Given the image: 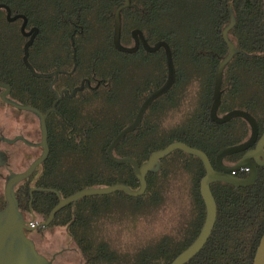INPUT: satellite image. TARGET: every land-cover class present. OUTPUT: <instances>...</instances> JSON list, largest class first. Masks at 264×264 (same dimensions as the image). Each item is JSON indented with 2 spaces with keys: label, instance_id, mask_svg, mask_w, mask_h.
Wrapping results in <instances>:
<instances>
[{
  "label": "trees",
  "instance_id": "16d2710c",
  "mask_svg": "<svg viewBox=\"0 0 264 264\" xmlns=\"http://www.w3.org/2000/svg\"><path fill=\"white\" fill-rule=\"evenodd\" d=\"M121 1L0 0V3L9 5L13 12L24 13L28 24L38 29L37 35H45V43L50 41L49 37L52 35L57 36L62 44L69 42L72 36L77 49L78 67L82 66L81 61L84 59L82 51L85 46L82 43L87 40L90 32L97 31L98 26H105L104 35L107 37L108 46L120 59L140 56L143 57L142 62L146 63L151 56L156 57L154 63L158 78L145 76L147 78L143 85H139V96L130 105V116L125 121H117V115L111 119L90 116L87 127L77 131L74 143L62 136L61 166L67 168L63 164L64 156L72 154L75 149L82 151L78 153V158L75 156L76 159L73 160L79 162L83 158L79 163L89 165L77 167L80 171L89 169L86 175H81L80 171H60L59 179L43 183L45 187L57 189L62 196L90 185L123 182L131 187L138 186L131 164L112 161L105 148L115 134L134 117L138 101H142L148 92L163 83L167 69L162 47L146 51L140 46L134 52H121L114 47V9ZM130 4L121 10L120 40L124 45H129L131 31L139 28L150 44L160 39L167 41L175 65V80L167 92L150 103L138 127L126 133L115 145L114 150L119 156L129 155L142 162L153 150L170 141L180 140L205 151L214 165L218 149L247 138L250 129L243 118L232 117L217 123L211 120L209 114L216 67L227 51L222 31L231 21L227 35L239 51L233 54L223 70L218 113L223 114L236 107L246 109L256 118L259 133L262 131L264 0H130ZM23 41L24 36L18 23L7 20L4 10L0 9V79L12 84L15 82L12 72H20L18 69L23 67ZM37 43L36 36L29 45L30 57ZM104 50L106 52L105 48L94 46L90 54L86 55L90 58L89 69L93 68L99 76H104L112 69L110 66L101 69L106 58ZM123 64L126 65L125 62ZM118 66L116 64L115 72H119ZM133 69H136L135 66ZM117 76L116 85L123 81L119 74ZM132 78L133 73L128 80L131 81ZM109 97L110 101L116 97L114 90L110 91ZM133 97H137L134 92L130 98ZM181 102L188 105L190 115H186V120L163 133L164 127L151 120V113L171 105L176 107ZM62 113L67 117L65 112ZM235 128L241 129L240 134L231 138L230 133ZM105 129L107 132L103 134ZM92 149H98L97 154L101 161H91ZM169 154H172L173 159L189 174L187 192L190 210L179 229V236L162 234L152 243L139 247L133 255L120 253L100 235L99 229L88 228L90 223L94 222L89 216L87 206L78 212L76 209L66 210L65 205L56 211L50 223L67 226L68 234L76 242L82 255V264H169L172 258L194 239L205 216V205L199 192V181L204 174V167L200 159L193 154L179 149ZM240 156L241 152H233L226 155L225 160L234 163ZM164 158L165 156L160 159V167L157 170L147 172V186L142 194L134 196L122 190L113 191L105 194L106 207L110 206L111 196L114 194L119 199L131 200L130 210L134 212L143 209L145 205L154 206L160 202L163 196L158 179L165 171ZM66 160L72 161L70 158ZM257 169L258 177L249 185L234 186L224 181L210 183L216 201V219L202 248L183 264H252L264 231V163L257 164ZM235 173L239 176L246 174L241 170ZM81 181L85 183L81 184ZM42 192L40 194L44 196V207L37 211L45 217L58 197L52 191ZM85 198L84 196L83 199ZM97 206L95 203L90 206L93 216L98 215Z\"/></svg>",
  "mask_w": 264,
  "mask_h": 264
},
{
  "label": "flooded vegetation",
  "instance_id": "af4514ba",
  "mask_svg": "<svg viewBox=\"0 0 264 264\" xmlns=\"http://www.w3.org/2000/svg\"><path fill=\"white\" fill-rule=\"evenodd\" d=\"M0 9L4 10L7 20L18 23L19 30L24 36L21 53L23 67L18 69L20 72H12L15 82L12 84L0 79V211L6 206L5 183L8 177L12 173H21L27 170L44 153L45 138L41 130L40 117L41 114L46 113L47 155L37 162L25 177L13 185L18 210L25 225L23 232L34 242L29 233L47 225L41 224V222L48 214L44 217L38 214L37 211L44 207V196L40 193L48 190L56 194V191H58L53 187H45L43 183L60 178L61 149H63L61 146L62 136L74 143L77 131L86 128L88 125L89 118H85L81 114L78 118V108L74 104L75 96L85 92L93 98L97 95L96 91L102 88L104 89L102 93L110 98V91L114 90L117 84L115 80L118 77L117 74L120 75V71L115 72V69L112 68L104 76H99L93 68L89 69L90 58L88 59L87 56H84L83 61H81V70L78 71L77 49L72 36L69 42L65 41L62 44L57 36L52 35L49 37L50 41L45 43V35H37L38 29L36 26L28 24L24 13L13 12L9 5L4 3H0ZM21 26H23V30H21ZM36 36L38 43L30 57L29 45ZM130 40L127 46L135 44L132 31ZM27 42L25 59V45ZM140 46L142 44L139 40L138 48ZM125 81L129 83L130 87L128 102L133 104L139 96L140 83L138 78H132L130 81L126 76L121 84ZM133 92L137 97L130 98ZM84 101H87V99ZM140 103L139 100L138 107ZM62 111L67 114V117ZM253 146L254 144L250 147ZM113 152L118 155L114 149ZM240 152L242 154L244 151ZM223 160L226 164H232L226 161L225 157ZM36 216L41 219H35ZM31 220L34 221L33 224L29 223ZM26 225L32 226V228H27ZM33 246L39 256L54 264L59 250L49 254L46 251L39 250L35 242ZM31 259L37 260L38 258L31 254Z\"/></svg>",
  "mask_w": 264,
  "mask_h": 264
},
{
  "label": "water",
  "instance_id": "95a60500",
  "mask_svg": "<svg viewBox=\"0 0 264 264\" xmlns=\"http://www.w3.org/2000/svg\"><path fill=\"white\" fill-rule=\"evenodd\" d=\"M130 0H122L114 9V20H113V45L117 50L124 52H133L138 48L139 40L146 51H154L159 47H163L165 52L166 62V78L162 84L157 88L152 89L141 101L133 119L124 125L111 139L105 148L107 156L116 163L127 162L132 166L133 173L138 180L137 187H131L123 182H113L104 185H90L79 188L74 192L61 196L58 191V200L55 205L50 209L47 217L41 222V224H48L57 210L66 204L74 201L75 199L86 196L88 194L98 193H110L116 190H122L129 195L142 194L147 186L146 174L148 171L157 170L160 167V159L171 151L179 149L186 153L193 154L200 159L204 167V174L199 181V192L205 205V216L203 223L194 237V239L185 246L179 253H177L169 264H183L191 256L197 253L207 240L212 227L216 219V201L210 188V183L214 181L228 182L234 186H245L253 183L258 177L257 164L264 163V126L261 133H259L258 123L256 118L248 110L243 108H232L223 114L218 113V106L221 100V85L223 79V70L231 59L233 54L239 49L229 39L227 35L228 27L232 24V21L228 26L224 27L222 31L223 38L227 44V51L221 57L215 71L214 85L212 102L209 110L210 118L214 122L222 123L229 120L232 117H241L249 125V134L247 138L239 143L225 145L218 149L214 157V165L210 158L202 149L191 146L180 140H173L164 145L163 147L153 150L148 157L142 162H138L134 157L129 155H115L113 149L115 145L122 139V137L136 129L140 124L144 112L150 103L159 97L160 95L167 92L174 83L175 80V65L173 62L172 51L169 43L163 39L157 40L153 44H150L141 29L134 28L132 35L135 40L133 46H125L120 40L121 34V10L122 8L129 6ZM23 30V26H21ZM28 42L25 45V59L27 55ZM2 96H4L2 94ZM46 113L41 114L40 123L42 134L45 138V150L39 158H37L27 170L21 173H12L8 177L5 183V196L6 206L0 211V264H51L37 253L34 248V242L28 238L24 232L23 227L24 221L22 220L21 214L18 210L17 200L14 195L13 185L23 177H25L35 166L37 162L44 159L47 155V143H46ZM253 147H250L253 145ZM244 151L240 158L232 163L226 164L224 157L233 152ZM263 158V159H262ZM241 167H248L245 175L239 176L234 172L239 170ZM27 228L32 226L26 225ZM31 254H34L38 259H31ZM252 264H264V231L260 237L257 245Z\"/></svg>",
  "mask_w": 264,
  "mask_h": 264
},
{
  "label": "rangeland",
  "instance_id": "374dc122",
  "mask_svg": "<svg viewBox=\"0 0 264 264\" xmlns=\"http://www.w3.org/2000/svg\"><path fill=\"white\" fill-rule=\"evenodd\" d=\"M105 26H98L96 32H90L86 37V41L83 42L84 48L82 56L90 54L94 46H98L106 49V58L104 59V66H110L115 69L116 64L120 71L121 81L126 77L131 79H137L140 85H143L147 77L153 76L154 79L158 78L157 68L155 67L156 57L153 55L150 60L143 63L140 56L127 57L124 60H120V56L111 50L108 46ZM18 37L16 33V38ZM124 58V57H123ZM125 62L126 65L123 64ZM135 66V70L133 67ZM80 67L79 70L80 71ZM129 83L125 82L118 84L114 88L115 98L113 101L108 100L107 96L103 94L104 89L97 90L95 97L85 94H77L74 99L77 112L83 117L89 118L90 116H96L100 119H111L117 115V121L123 122L130 116V103L127 98L129 96ZM87 101H84L86 100ZM114 109V110H113ZM79 110V111H78ZM188 105L180 103L178 106L163 107L151 113V120L164 127L162 132L165 133L172 126L180 123L182 120H186L188 113ZM78 113V115H80ZM182 123V122H181ZM241 129H232L231 138L237 137L240 134ZM107 130H104L105 134ZM100 141H98L99 143ZM94 146V143L92 144ZM80 150V151H79ZM74 150L72 154H65V164L67 168L61 166V173L68 172L67 170L80 171L77 169L83 165V158L78 161L73 160L78 158V153L82 150ZM98 149H92L91 161H101L100 156L97 154ZM76 156V158H75ZM172 154L165 156L164 174L159 175V184L162 193V200L154 206L145 205V207L138 212L130 210L131 200L119 199L115 194L111 196L112 202L110 206L105 205V194L98 193L88 194L85 199L84 196L75 199L74 201L66 204V210L74 209L81 212L82 207H88L89 216L92 218L94 224L89 225V229H99L100 235L107 239L110 245L120 253H127L133 255L137 249L143 245L152 243L162 234H170L175 237L179 236V229L183 225L190 210V199L188 195L189 174L183 170L178 161H175ZM70 158L72 161L66 159ZM72 158V159H71ZM162 161V162H163ZM161 162V164H162ZM68 163H70L68 165ZM71 168V169H69ZM89 170V169H88ZM87 169L80 171L81 175H86ZM85 181H81L84 184ZM112 193V192H110ZM147 198V196H146ZM97 204L99 208L98 215L93 216L90 211L92 204ZM85 213V212H84ZM35 219H41L36 216ZM91 220V219H90ZM29 236L34 240L36 247L41 251H46L49 254L53 251L59 250L58 255L55 257L54 264H82L83 258L76 245V242L67 232V226L61 224L48 223L33 232L29 233Z\"/></svg>",
  "mask_w": 264,
  "mask_h": 264
},
{
  "label": "built area",
  "instance_id": "2783aa9c",
  "mask_svg": "<svg viewBox=\"0 0 264 264\" xmlns=\"http://www.w3.org/2000/svg\"><path fill=\"white\" fill-rule=\"evenodd\" d=\"M239 170H241V171H243V172H245V173H246V172H247V170H248V167H241ZM235 172H236V171H235ZM235 172H234V173H235ZM33 222H34V221H33V220H31L29 223H30V224H33Z\"/></svg>",
  "mask_w": 264,
  "mask_h": 264
}]
</instances>
